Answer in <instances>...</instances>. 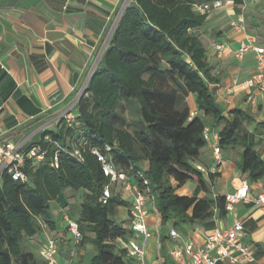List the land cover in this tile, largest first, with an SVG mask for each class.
<instances>
[{
    "label": "trees",
    "instance_id": "1",
    "mask_svg": "<svg viewBox=\"0 0 264 264\" xmlns=\"http://www.w3.org/2000/svg\"><path fill=\"white\" fill-rule=\"evenodd\" d=\"M214 1L219 0H130L76 103L72 123L59 119L54 129L43 130L25 146L45 150L42 160L26 159L20 165L25 180L0 174V264H45L39 252L37 257L28 249L33 246L28 241L44 226L55 230L50 202L58 198L79 225V243L88 242L95 250L88 264H137L123 244L138 237L115 217L117 207L129 214L131 203L114 192L117 183L104 175L93 149L147 197L161 227L227 214L225 196H210L208 180L196 168L205 167L199 159L207 147L205 126L217 132L221 149L240 150L237 165L249 183L264 178L256 140L260 130L258 125L249 129L254 118L240 108L225 112L210 89L218 79L199 32L208 13L196 7ZM189 94L196 95L193 116ZM127 108L131 120L123 115ZM214 177L208 174L209 180ZM188 182L196 184L192 195L177 194ZM106 185L111 194L102 204ZM66 189L82 196L74 206L67 202ZM163 239L159 235L160 243Z\"/></svg>",
    "mask_w": 264,
    "mask_h": 264
},
{
    "label": "crops",
    "instance_id": "2",
    "mask_svg": "<svg viewBox=\"0 0 264 264\" xmlns=\"http://www.w3.org/2000/svg\"><path fill=\"white\" fill-rule=\"evenodd\" d=\"M8 2L0 0V141L10 140L24 147L43 130L54 129L65 111L71 110L75 114L78 88L98 55L105 50L109 23L127 0H16L13 6H8ZM241 12L248 35L257 46L264 47V0L247 1L243 10L232 1H224L221 7L208 13L199 32L207 48L211 72L218 79L210 85L217 103L225 112L233 108L249 112L254 118L249 129L253 131L258 125L257 149L264 158V91L240 88V84L255 73L256 57L253 51L246 52L241 60L234 56V51L245 41V35L234 31L230 22ZM217 43L226 44L228 51L217 53ZM195 98V94L187 97L191 111L196 109ZM229 150L222 149V161L214 179L209 180L205 175L210 196L235 193L242 182L248 185L251 197L263 193L264 178L249 183L247 175L237 165L240 150ZM199 159L207 168L215 165L208 147L202 149ZM116 185L126 192L120 183ZM195 187V183L188 182L177 188L176 193L191 196ZM204 196V192L199 194V197ZM129 197L132 203V195L128 194L127 200ZM67 202L71 203L70 199ZM59 204V198L50 202L55 230L44 226L43 235H36L28 242L39 252L47 238H54L61 264L66 260L73 264H88L95 250L84 242L85 248L75 252L77 243L66 229V208H58ZM124 209L127 212V208ZM148 209L150 236L144 238L136 233L135 241L143 245L145 251L143 263L136 260L137 264H176L169 255L171 247L183 246L189 241L202 246L210 232L230 226L235 219L243 223L244 242L255 247V260L246 262L234 254L233 262L225 259L217 264H264V203L240 201L224 217L213 216L193 223L190 231L183 234L170 224L161 227L158 215L152 208ZM126 221L129 226L128 212ZM171 229L178 232L179 238L169 236ZM159 235L164 237L161 243ZM89 247L93 253L91 257L85 252ZM75 255L77 259H74Z\"/></svg>",
    "mask_w": 264,
    "mask_h": 264
},
{
    "label": "built area",
    "instance_id": "3",
    "mask_svg": "<svg viewBox=\"0 0 264 264\" xmlns=\"http://www.w3.org/2000/svg\"><path fill=\"white\" fill-rule=\"evenodd\" d=\"M247 1L255 0H242V4H240L242 10L245 8ZM223 2L224 1L220 0L214 1L211 4H204L196 7V10L203 13H209L210 11L221 7ZM230 26L234 31L245 35V41L241 42L239 47L234 51L235 58L241 60L248 51H253L256 57L255 73L249 79L243 81L240 84V88L245 91H248L251 88H257L260 91H264V47L257 46L253 37L248 35L244 14L242 12L236 17V19L230 22ZM215 50L217 53L221 54L228 51V46L224 43H217L215 45ZM91 74H87L83 79L81 83L83 87L79 93L78 99L84 93ZM194 114L195 111L190 112V116H193ZM59 119H65V121L70 124L74 119V114L71 110H67L60 118H58V120ZM202 135L206 146L212 152L215 165L205 168L201 164H196V168L206 175L209 173L215 174L222 161V149L219 145V135L209 126L203 128ZM45 139L49 140L48 136H45ZM92 152L96 154L98 161H100L102 165L103 173L105 176L109 177L110 182L120 183L123 189L133 197L129 210V228L135 233L142 235L144 238L149 237V209L147 206V197L133 188L127 180L126 174L117 171L102 153L96 149H93ZM44 154L45 150L38 144H32L28 147H20L10 140L0 141V174L1 172L6 171L12 179L23 181L26 179L24 172L20 169V165L23 161L28 159L38 162L43 159ZM53 165L55 167L58 166L56 156H54ZM110 194V186L106 185L103 188L99 201L102 204L107 203ZM240 201L253 202L254 204L264 203V192L257 197H251L248 193V185L246 182H242L241 186L235 193L225 195V209L227 212L231 211L233 205ZM64 219L66 221L67 231L70 233L73 241L79 243L82 234L78 223L71 219L66 213L64 214ZM242 233L243 223L241 220L235 219L230 226L222 229L216 228L214 231L210 232L206 236L202 246H196L191 241L185 243L183 246L174 245L170 248L169 255L176 264H217L218 261L225 259H229L233 262L235 260L234 254H238L241 260L254 262L256 252L255 247L244 242ZM169 236L172 239L179 238L178 232L174 229L170 230ZM124 246L127 248V254L129 257L143 263L145 259L143 245L135 240H130L128 243L124 244ZM39 253L45 264H61L58 258V245L54 238H47L45 243L41 246ZM63 264H73V262L71 260H66Z\"/></svg>",
    "mask_w": 264,
    "mask_h": 264
},
{
    "label": "rangeland",
    "instance_id": "4",
    "mask_svg": "<svg viewBox=\"0 0 264 264\" xmlns=\"http://www.w3.org/2000/svg\"><path fill=\"white\" fill-rule=\"evenodd\" d=\"M129 2H130V0H127V2H126V4L124 5V7H122V9H121L119 12H117V13L115 14V17H114L113 20H111V22L109 23L108 30L106 31V40H105L106 43L104 44L103 49L106 48V46H107V44H108V42H109V40H110V38H111V35H112L113 31H114V28H115V26L117 25V23H118L120 17L122 16V14H123V12H124V10H125V8H126V6H127V4H128ZM207 32H208V31H207ZM202 33H204V30H203ZM100 58H101V53L98 55L97 59L94 61L93 66L91 67V69L88 70V74H91V73L93 72V70L96 68V66H97V64H98V62H99V60H100ZM82 87H83V85H80V86H79L78 91H77V92H78V93H77V97L79 96V93H80ZM123 115L126 117V119L131 120V119H132V116H133V112H132V110H130V109L127 108L125 111H123ZM225 152H230V150H229V149H226ZM210 162H211V161H210ZM205 175H206V174H205ZM114 192L118 193L119 195L122 194V195L124 196V198L127 199L128 194H127L126 192H124L123 190H121V189L119 188L118 185H115ZM64 193H65V196L67 197V200L70 199V201L72 202V204H71L72 206H74V205H75L79 200H81V198H82L81 195L75 193L72 189H66V190L64 191ZM128 200H129V202H131V198H130V197L128 198ZM72 206H71V207H72ZM50 207H52V205H51ZM53 207H54V203H53ZM57 207H58V208H60V207H61V208H64V207H63V202L60 201V204H59ZM64 209H65V208H64ZM115 217H116V219H117L118 221L123 222V223H124V226H126V227L128 226V223H127V221H126V220H127V212H126V210H125L124 208H121V207H120V208L118 209V207H117ZM191 225H192V223H184V224L178 225V226H177V230H178L180 233L183 234L185 231H190V229H191ZM38 235H39V236H42V235H43V230L40 231V232L38 233ZM72 240H73V239H72ZM118 242H119L120 245H122V243H121L120 241H118ZM71 243L73 244V242H71ZM88 245H89V244H87V246H88ZM123 245H124V244H123ZM84 246H85V245H84V242L77 243V244H76L75 252H76V253L79 252V251L81 250V247L85 248ZM28 249L31 250V251H33V252L35 253V255H36L37 257H39L38 249H37L35 246L28 247ZM85 252H86V255L89 256V257H91L92 254H93V253L91 254V248H90V247L87 248V250H85ZM92 252H93V251H92ZM94 252H95V251H94ZM90 254H91V255H90ZM58 258H59V256H58ZM74 259H77V256H76V255L74 256Z\"/></svg>",
    "mask_w": 264,
    "mask_h": 264
},
{
    "label": "water",
    "instance_id": "5",
    "mask_svg": "<svg viewBox=\"0 0 264 264\" xmlns=\"http://www.w3.org/2000/svg\"><path fill=\"white\" fill-rule=\"evenodd\" d=\"M16 0H9L8 6H13Z\"/></svg>",
    "mask_w": 264,
    "mask_h": 264
}]
</instances>
